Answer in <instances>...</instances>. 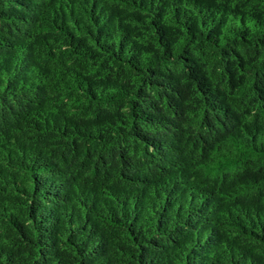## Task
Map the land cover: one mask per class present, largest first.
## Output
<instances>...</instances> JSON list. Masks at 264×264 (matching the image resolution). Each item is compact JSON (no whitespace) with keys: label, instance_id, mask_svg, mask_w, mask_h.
I'll return each instance as SVG.
<instances>
[{"label":"trees","instance_id":"16d2710c","mask_svg":"<svg viewBox=\"0 0 264 264\" xmlns=\"http://www.w3.org/2000/svg\"><path fill=\"white\" fill-rule=\"evenodd\" d=\"M0 264H264V0H0Z\"/></svg>","mask_w":264,"mask_h":264}]
</instances>
